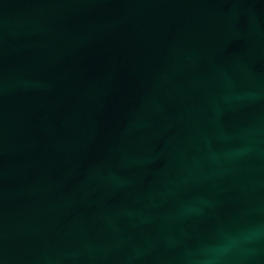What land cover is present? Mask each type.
<instances>
[{"label":"water","instance_id":"95a60500","mask_svg":"<svg viewBox=\"0 0 264 264\" xmlns=\"http://www.w3.org/2000/svg\"><path fill=\"white\" fill-rule=\"evenodd\" d=\"M0 264H264V0H0Z\"/></svg>","mask_w":264,"mask_h":264},{"label":"clouds","instance_id":"9594fccd","mask_svg":"<svg viewBox=\"0 0 264 264\" xmlns=\"http://www.w3.org/2000/svg\"><path fill=\"white\" fill-rule=\"evenodd\" d=\"M230 242H234V241H229V243ZM227 246V244H225V245H221L220 247H218L217 249H215V251H217V252H219V251H223V249H224V247H226Z\"/></svg>","mask_w":264,"mask_h":264}]
</instances>
